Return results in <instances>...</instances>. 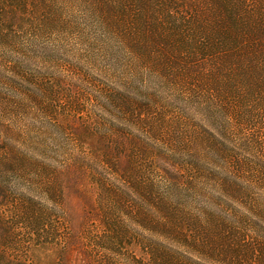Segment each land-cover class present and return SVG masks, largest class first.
I'll return each instance as SVG.
<instances>
[{
	"label": "trees",
	"instance_id": "trees-1",
	"mask_svg": "<svg viewBox=\"0 0 264 264\" xmlns=\"http://www.w3.org/2000/svg\"><path fill=\"white\" fill-rule=\"evenodd\" d=\"M37 1L0 0L2 106L11 96L7 94L10 89L29 76L20 58L25 45L14 34L33 26L29 12L34 9L38 14ZM41 2L47 15L52 13L50 0ZM70 2L73 8L94 13L98 19L115 20L117 32L129 30L128 17L140 25L147 18L140 45L173 42L174 51H169L182 56L179 62L166 63L168 71L179 68L178 75L170 76L182 80L178 92L183 101L176 108L174 124H150L145 118L150 113L148 104L127 107L128 94L104 87L99 93L100 100L122 107L124 116L131 118L129 122L142 129L143 138L126 136L129 152L123 153L115 145L114 150L105 148L95 158L103 171L98 186L111 199L105 202L108 212L101 215L104 221L86 228L90 251L107 254H94L96 260L99 264H264V26L259 22L246 26L239 22L243 20H230L232 25L228 22L245 13L263 16L264 0H192L186 10L178 5L181 0H152L157 13L151 15L143 8L147 0ZM225 4L230 6L223 8ZM203 7L216 10L205 12L216 17L208 29L198 19ZM245 44L248 46L241 49ZM245 62L251 65L242 66ZM164 108L166 112L169 109ZM3 150L0 145V153ZM122 158L132 166H122ZM4 167L0 161V169ZM117 171L125 178L118 185L114 184ZM107 178L113 181L108 184ZM2 193L0 188V196ZM56 193L57 189L53 198ZM23 204L18 215L29 229L49 228L46 234L54 247L65 243L61 217L47 218L38 207L42 223L35 226L30 205ZM141 205L147 209L141 211ZM52 206L58 210L59 203ZM47 219L51 224H45ZM127 223L146 230L147 236L131 231ZM3 236L0 234V264H27L24 257H17L19 249L5 245ZM135 249L141 254L136 256Z\"/></svg>",
	"mask_w": 264,
	"mask_h": 264
},
{
	"label": "rangeland",
	"instance_id": "rangeland-1",
	"mask_svg": "<svg viewBox=\"0 0 264 264\" xmlns=\"http://www.w3.org/2000/svg\"><path fill=\"white\" fill-rule=\"evenodd\" d=\"M181 1L178 5L183 10L192 5V0ZM37 2L40 3L38 14L34 9L29 12L34 17L33 26L14 34L25 45L20 49L24 53L20 58L26 63L29 76L22 77L20 86H14L7 93L12 96L7 104L0 105V145L4 149L0 161L6 165L0 169L3 191L0 196V234L3 236L4 233V243L9 249H19L17 257H24L27 264H99L95 255L107 254L90 251L85 239L86 228L88 224L94 226L104 221L101 215L108 212L104 210L105 202H111V199L98 186L103 171L95 158L105 148L114 150L115 145H119L121 152H129L126 136L143 138L142 129L130 123L131 118L124 116L122 107L116 102L107 104L100 100L102 94L99 93L104 87V90L128 94L130 96L125 97L124 102L127 107L148 104L150 113L145 118L150 124H174V118L178 116L176 108L183 101L179 93L182 80L170 76L178 75L179 68L168 71L166 63L179 62L182 56L179 52L169 51H174L173 42L140 45V33L146 29V26L143 28L147 18H143L140 25L138 21L132 23L128 17L129 30L123 32L118 28L117 32L115 20L98 19L94 13L89 15L79 11L72 7L70 0H50L53 11L49 15L41 0ZM147 2L143 6L145 13L156 14L152 0ZM206 10H216L201 9L199 22L208 29L216 22V17L206 16ZM242 16L229 18L228 22L243 20L239 22L246 26L258 22L264 26V13L261 17L246 13ZM247 46L241 45V49ZM167 56L171 57L168 61ZM244 65L248 68L251 64L242 63ZM167 106L166 112L164 107ZM169 115H173L172 119ZM122 159V166H132L127 159ZM117 174L116 185L125 179L121 171ZM112 181L107 178L106 182ZM56 189L59 194L53 198L52 192ZM123 189L128 190V187ZM25 202L30 205L29 216L35 226L42 223L38 218V207L44 210L47 218H62L61 239L66 240L60 247L55 246L57 251L53 250V240L46 234L50 233L49 228L39 230L31 226L29 229L25 219L18 215L25 208ZM53 202L59 203L58 210L53 208ZM145 209L142 206L141 211ZM47 221L50 223L47 219L45 224ZM127 225L133 232L148 234L132 223ZM141 252L135 249L134 254L138 256Z\"/></svg>",
	"mask_w": 264,
	"mask_h": 264
}]
</instances>
